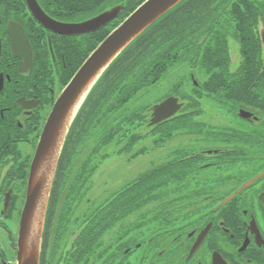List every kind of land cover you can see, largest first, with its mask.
Instances as JSON below:
<instances>
[{
	"label": "flooded vegetation",
	"instance_id": "obj_1",
	"mask_svg": "<svg viewBox=\"0 0 264 264\" xmlns=\"http://www.w3.org/2000/svg\"><path fill=\"white\" fill-rule=\"evenodd\" d=\"M92 2L0 0V264H16L19 218L32 159L55 101L79 66L80 42L103 28L113 29L131 12L122 17L125 0ZM118 4L122 8L116 18L82 34L56 32L36 16L43 13L57 23L75 24ZM260 20L247 31L253 36L249 40L239 27L235 37L227 36L229 73L253 55L264 59ZM231 40L239 46L236 68ZM187 67L191 91L183 95L186 98L178 96L181 108L155 124L152 134L158 143L163 132L168 141L178 136L191 139L190 151L180 156L182 150L175 151L171 156H176L168 155L157 166L184 163L185 170L195 173L196 193L171 199L165 210L123 213L114 222L97 221L92 211L80 213L81 198L94 210L95 201L85 198V190L95 170V146L80 164V147L89 144L88 133L80 135L74 128V115L52 178L39 264H264V176L240 188L264 171V113L244 106L235 110V101L209 94L215 69ZM209 99L218 112L202 107L201 102ZM195 109L199 113L191 114ZM217 113L225 119L218 125L206 117ZM106 222L110 227L103 229ZM73 234L76 237L69 243Z\"/></svg>",
	"mask_w": 264,
	"mask_h": 264
},
{
	"label": "trees",
	"instance_id": "obj_2",
	"mask_svg": "<svg viewBox=\"0 0 264 264\" xmlns=\"http://www.w3.org/2000/svg\"><path fill=\"white\" fill-rule=\"evenodd\" d=\"M142 1L125 0L122 17ZM79 3L90 5L93 2L79 0ZM262 14L264 0L181 1L143 31L105 68L83 100L73 122L74 128L80 135H87L99 118L120 108L141 88L156 83L170 66L179 62L206 72L215 69L216 72L210 74L213 80L208 83L209 94L235 101V110L244 106L264 113V59L255 55L244 59L239 62L235 73H229L226 67L229 61L226 53L227 36L235 37L239 27L245 33L246 40H249L253 36L247 31L257 25L260 18L264 22ZM111 29L103 28L80 42L76 66ZM246 40H242L245 47L248 46ZM148 112L150 108L141 114L117 117L115 125L107 130L98 144L95 143V150L111 143L120 131L122 133L115 142L127 137L120 152L152 133L154 125L143 134L137 129L146 121ZM198 113L199 109H195L191 114ZM134 118L139 119L135 127L123 130L124 124L133 122ZM162 136L166 138L168 133L163 132ZM178 161L154 166L141 173L106 200L95 202L94 210L87 203L80 205L82 213L92 211L97 221L114 222L123 213H149L167 209L173 201L166 202L163 200L165 197L179 195L188 186L190 191L198 190L196 185H188L187 180L192 173L185 170L184 163L179 164ZM93 166L95 168L96 164ZM150 205L154 207L149 208ZM108 227L110 225L106 222L103 229Z\"/></svg>",
	"mask_w": 264,
	"mask_h": 264
},
{
	"label": "water",
	"instance_id": "obj_3",
	"mask_svg": "<svg viewBox=\"0 0 264 264\" xmlns=\"http://www.w3.org/2000/svg\"><path fill=\"white\" fill-rule=\"evenodd\" d=\"M181 1L183 0L142 1L93 48L64 86L46 120L32 159L25 201L19 218L16 264H39L43 223L52 178L55 173L61 141L72 117L77 114L86 95L105 68L119 53ZM121 8V4L115 5L93 18L75 24L57 23L43 13L36 14V16L43 25L56 32L82 34L97 30L101 25L113 20L118 16ZM261 42L264 46L262 30ZM182 105L176 96H168L153 105L150 108V125L157 124L174 115ZM244 114L249 115V113ZM262 176H264V171L247 180L240 188L248 186ZM233 195L234 193L223 200L222 204ZM75 237L76 234H73L69 243Z\"/></svg>",
	"mask_w": 264,
	"mask_h": 264
},
{
	"label": "rangeland",
	"instance_id": "obj_4",
	"mask_svg": "<svg viewBox=\"0 0 264 264\" xmlns=\"http://www.w3.org/2000/svg\"><path fill=\"white\" fill-rule=\"evenodd\" d=\"M230 49L233 63L232 67L236 68L240 58L239 46L235 41L231 40ZM188 77L189 70L187 65L180 62L175 63L163 73L161 78L156 83L141 88L125 104L120 106V108H117L104 118H99V122L95 124L94 128L92 127L93 129L88 130L87 140L89 144L84 143L80 147L82 151L79 156V163L81 164L86 160L90 150H92V145L94 144L95 146V143L98 144L99 140L102 139V137H104L107 133V130L115 125L118 120L117 117H125L136 113L141 114V112H144L145 109L147 110L148 108H151L153 105L157 104L168 96L180 97L187 95L191 91V83L188 81ZM196 77L197 79L199 78V76ZM175 89L177 90L175 91ZM181 103L183 104V102ZM201 103L202 107L208 112H218L216 103L211 102L210 99L209 103ZM206 117L210 118L211 120L213 119L217 125L225 121L224 117L222 118L219 113L214 115H206ZM150 118L151 110L149 119L144 126L145 128L141 129L139 133L143 134L144 132L148 131L151 126H153L150 125ZM141 120L142 118L140 117V121ZM138 122L139 119L134 118L133 122L124 124L123 130L125 128L132 129ZM121 133L122 131L117 133L111 143L99 146L94 151L95 157H93L92 160L95 162L94 164H96V167L94 172L90 175L91 180H89L91 183L90 186L85 190V198L91 197L92 201H95L96 203L106 200V198H108L110 195L123 188L129 182L133 181L138 175L148 171L152 167L157 166L159 162L167 159L168 155L171 156L175 151L177 152L181 150L182 151L179 152L178 155H183L187 153V151H190V148L194 146V144L191 142V139H186L183 137L180 138V136L169 141L162 136V139L159 140L160 143H158V140L154 138L152 133H150L135 142L129 149H124L122 152H120L119 150L123 145L126 144L127 138L124 137L121 142H115L117 141L116 139L118 138V135ZM194 176L195 173H192V175L189 176L190 178L187 180L188 185L193 184L192 181ZM187 183L186 186H188ZM189 191L190 190L188 186V188L186 187L179 195L171 194V196L165 197L163 200L166 202L171 199L174 200L178 196H184ZM85 204L86 203L84 202V199L81 198L80 205ZM152 207H154V205L149 206V208ZM170 207L171 205L168 208ZM137 212L147 213L144 211ZM80 213H82L81 209Z\"/></svg>",
	"mask_w": 264,
	"mask_h": 264
}]
</instances>
